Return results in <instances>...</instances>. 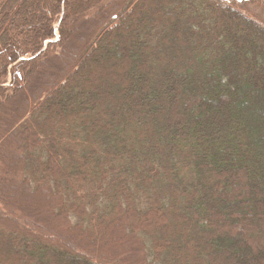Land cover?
<instances>
[{
	"label": "trees",
	"instance_id": "trees-1",
	"mask_svg": "<svg viewBox=\"0 0 264 264\" xmlns=\"http://www.w3.org/2000/svg\"><path fill=\"white\" fill-rule=\"evenodd\" d=\"M259 4L0 0V264H264Z\"/></svg>",
	"mask_w": 264,
	"mask_h": 264
},
{
	"label": "rangeland",
	"instance_id": "rangeland-1",
	"mask_svg": "<svg viewBox=\"0 0 264 264\" xmlns=\"http://www.w3.org/2000/svg\"><path fill=\"white\" fill-rule=\"evenodd\" d=\"M168 5H169V3H165L164 4V8H168ZM250 8L255 13L261 12L262 15H263V17H264V13L262 11V6H260V4L257 7L256 6H252ZM9 35H11V36L13 35L12 31H10ZM74 36H77V35H74ZM77 42H78V40H77ZM44 61H45V63H44V69H40V71H44V73H50V74L52 73V74H55L56 71H54V70L56 69V67L58 68V65L54 62V60L52 58H48V59H44ZM47 66H50V68H48ZM40 71L38 73H40ZM131 76H132V74H131ZM134 79H136V78H134ZM106 82L107 83L105 84V87L104 88H105L106 91L109 92L112 89L111 87L109 88V86H111V80H109V81L107 80ZM34 83L35 84H38V81H36ZM103 86H104V84H103ZM120 87L123 88V89H125L127 92L130 91V89L132 90V86L129 89V88L126 87V85L121 84V86H119V88ZM4 118H6V117H4ZM3 169H4L3 166H0V176L3 175ZM1 179H3L4 181L6 180L3 177ZM4 183L6 184V181ZM9 201L11 203H13L16 207L23 206V204H24L20 200H18L17 198H14V197L10 198ZM8 207H10V205H8ZM39 209H40V211L37 212V213H34V216L33 217L34 218H37L36 219L37 222L40 225L43 226L42 228H45V231H49L50 233H52L55 236H60V235H63V234H70V232H68L67 230H65L64 228H62L60 225H58L55 220H52V218H48L49 211L47 210L48 208H47V205L46 204L41 205V207ZM1 213L5 214L3 211H1ZM31 213H32L31 211L28 212V215L27 216L31 217ZM6 214L9 215V213H6ZM108 233H110V232H108ZM103 237H104V239L103 238H100L99 240H97V241L95 240L93 242L94 249H95V247H98L97 253H100V248L102 246V243L106 241V237L105 236H103ZM87 241H89V238H87ZM81 242H83V241H81ZM95 255H96V250H94L93 252H90V256H95Z\"/></svg>",
	"mask_w": 264,
	"mask_h": 264
}]
</instances>
